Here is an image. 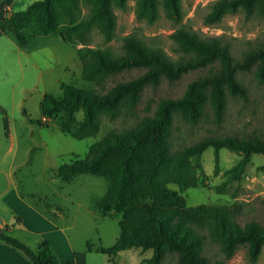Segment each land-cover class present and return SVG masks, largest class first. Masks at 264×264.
Here are the masks:
<instances>
[{"label":"trees","instance_id":"trees-1","mask_svg":"<svg viewBox=\"0 0 264 264\" xmlns=\"http://www.w3.org/2000/svg\"><path fill=\"white\" fill-rule=\"evenodd\" d=\"M82 4L89 8L86 17L82 16ZM127 6L128 0H39L0 20V31L24 50L35 49L52 38L66 44L77 40L88 44L94 30L107 44L115 38V8L126 11ZM161 7L167 19L175 24L183 21L182 0H137V20L154 24ZM239 12L247 18H264V0H218L205 22L215 25ZM172 38L185 55L178 61L135 36L124 39L120 56L111 49L80 52L82 79L94 87L63 83L60 96L45 95L39 125L54 122L63 133L84 140L99 133L104 118L116 121L131 117L136 123L109 132L85 158L52 169V179L70 184L80 175H91L108 181L107 193L96 199L94 206L104 215H122L121 236L116 244L98 250L111 262L119 253L139 248L144 252L153 250V257L144 260L145 264H165L169 258H174L176 264H226L245 248L249 261L255 264L264 250V221L243 222L239 207H190L184 195L199 186L193 160L201 159L212 148L217 173L221 150L242 154L233 171V178H239L252 155H264V135L206 136L178 150L173 141L178 121L197 127L210 117L221 127L230 99L248 101V89L239 75L252 73L258 84H264V45L236 60L230 45L220 38L204 39L185 29L176 31ZM131 72L140 74L131 80L116 81ZM198 72L203 74L189 82L181 96L159 97L154 107L149 106L145 115L137 117L148 90L156 93L162 86H172ZM79 114L82 120H78ZM0 115L8 133L9 118L1 106ZM171 185L178 189L172 190ZM262 205L264 208V199ZM17 223L21 225L22 221ZM208 239L219 246L224 260H211L206 251ZM0 242L22 251L32 264H62L48 241L34 251L8 226L0 227Z\"/></svg>","mask_w":264,"mask_h":264},{"label":"rangeland","instance_id":"rangeland-1","mask_svg":"<svg viewBox=\"0 0 264 264\" xmlns=\"http://www.w3.org/2000/svg\"><path fill=\"white\" fill-rule=\"evenodd\" d=\"M36 1L39 0H0L5 4L6 17L13 12L26 10ZM217 1L182 0L184 17L180 24L167 19L162 7L158 21L148 24L137 20V0H128L126 11L114 10L117 18L115 38L107 44L101 34L94 30L88 44L79 40L66 44L60 38H52L32 50L20 48L25 54L18 58L17 44L8 36L0 39V106L9 118L7 133L5 119L0 115V217L10 219L13 213H17L21 219L24 218L23 229L15 230L12 233L14 236L34 251L48 241L62 264H137L131 255L117 257L111 262L108 255L98 252L100 248L114 246L121 236L119 220L122 215H104L94 206L95 200L107 193L108 181L101 177L80 175L72 183L66 184L52 179L51 172L77 158H85L93 145L109 132L128 128L136 120L131 117L116 121L104 118L98 134L77 140L63 133L57 123L39 125L38 122L43 121L41 102L44 92L58 97L62 94L63 83L78 88H93V84L82 79L80 52L88 48L111 49L120 56L124 53V39L128 36H135L147 46L163 51L172 61L185 56L179 52L172 38L180 29L194 32L204 39L220 38L230 45L236 60H241L248 50L264 45L262 17L247 18L239 12L227 15L215 25L206 24L205 18ZM88 14L89 8L82 4V16ZM139 74L131 72L116 81L131 80ZM202 74H189L179 83L162 86L156 93L148 90L137 117L145 115L149 106L154 107L159 97L181 96L188 83ZM239 80L248 89V101L230 99L221 127L216 126L210 117H206L197 127L178 121L173 141L175 150L206 136L253 132L264 135V84H258L252 73L240 74ZM82 119L83 115L79 114L78 120ZM242 158V154L221 150L217 173L212 148L201 159L193 160L199 186L184 195L188 206L239 207L243 222L264 221V155H252L242 175L233 178L234 168ZM170 188L178 189L175 185ZM0 221L2 223V219ZM206 251L213 262L224 260L219 246L209 239ZM147 255L152 258L153 251L149 250ZM165 264H176V261L169 258ZM226 264L252 263L248 259L247 249L241 248ZM255 264H264V250Z\"/></svg>","mask_w":264,"mask_h":264},{"label":"crops","instance_id":"crops-1","mask_svg":"<svg viewBox=\"0 0 264 264\" xmlns=\"http://www.w3.org/2000/svg\"><path fill=\"white\" fill-rule=\"evenodd\" d=\"M4 11H5V4H2V2H0V20H3L4 18H6ZM4 36L5 35L0 31V39H2ZM22 53H24V52L18 47L17 51H16L18 58L21 57ZM55 63L59 64L58 62H55ZM58 80H59V78L56 79L55 83ZM49 94L50 93L47 91L44 92V96L49 95ZM114 217H117V216H114ZM114 217H112V218H114ZM0 219H2V223H0V227L5 228L8 226L11 233H14L15 230H18V229L22 230L24 225H25L24 218L21 219L20 215H18L17 213L16 214L13 213V215H11L10 219L5 218V217H3V218L0 217ZM19 219L22 221L21 225H18V223H17V221ZM121 221H122V218L119 220V222L121 223ZM89 251L91 252V250H89ZM148 251L144 252L142 249L132 248V249H129V250H126V251L119 253V255L117 257H121L124 255H131V256L135 257V261L137 264H145V263H143L144 260L151 259L147 255ZM0 264H32V262L30 261V259L28 257H26V255L22 251L14 249L11 246H9L8 244L0 242Z\"/></svg>","mask_w":264,"mask_h":264}]
</instances>
